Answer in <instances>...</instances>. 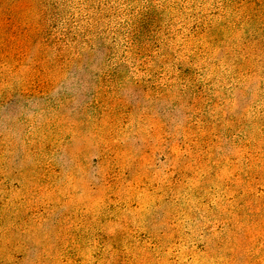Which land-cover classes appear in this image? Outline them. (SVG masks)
<instances>
[{
    "label": "rangeland",
    "instance_id": "374dc122",
    "mask_svg": "<svg viewBox=\"0 0 264 264\" xmlns=\"http://www.w3.org/2000/svg\"><path fill=\"white\" fill-rule=\"evenodd\" d=\"M0 264H264V0H0Z\"/></svg>",
    "mask_w": 264,
    "mask_h": 264
}]
</instances>
